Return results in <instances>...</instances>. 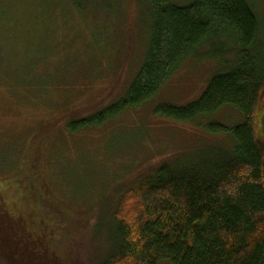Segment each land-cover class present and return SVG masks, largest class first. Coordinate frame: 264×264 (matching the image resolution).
Instances as JSON below:
<instances>
[{"label": "rangeland", "instance_id": "rangeland-1", "mask_svg": "<svg viewBox=\"0 0 264 264\" xmlns=\"http://www.w3.org/2000/svg\"><path fill=\"white\" fill-rule=\"evenodd\" d=\"M157 1L0 0V192L35 244L46 238L67 264H99L108 251L107 211L118 185L182 153L234 144L207 130L212 122L230 128L241 121L230 106L187 123L155 112L160 103L185 105L201 96L221 70V55L234 46L229 35L210 42V57L187 59L151 100L100 126L70 130L76 119L93 117L126 94L144 64ZM250 3L264 57V0ZM58 118L65 119L34 147H42L41 171L9 179L38 132Z\"/></svg>", "mask_w": 264, "mask_h": 264}, {"label": "trees", "instance_id": "trees-1", "mask_svg": "<svg viewBox=\"0 0 264 264\" xmlns=\"http://www.w3.org/2000/svg\"><path fill=\"white\" fill-rule=\"evenodd\" d=\"M153 5L148 50L132 85L118 102L76 119L70 130L100 126L151 100L187 59L210 57V42L224 35L233 38L234 46L221 55V70L201 96L185 105L160 103L155 112L187 123L230 106L241 121L230 128L207 125L209 132L231 138L232 147H199L149 165L116 187L107 211L111 240L99 264H264V57L258 13L250 0H192L188 5L159 0ZM64 119L38 132L9 179L41 171L42 147H34ZM7 198L0 192V264H67L45 235L35 244L9 213ZM35 215L33 208L30 216ZM57 231L62 233V226ZM51 234L57 236L54 230Z\"/></svg>", "mask_w": 264, "mask_h": 264}, {"label": "water", "instance_id": "water-1", "mask_svg": "<svg viewBox=\"0 0 264 264\" xmlns=\"http://www.w3.org/2000/svg\"><path fill=\"white\" fill-rule=\"evenodd\" d=\"M260 127H261V132L264 135V113L260 117Z\"/></svg>", "mask_w": 264, "mask_h": 264}]
</instances>
